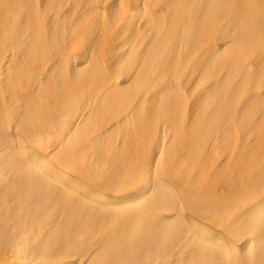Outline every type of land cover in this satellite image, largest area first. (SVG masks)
<instances>
[{
  "label": "bare ground",
  "instance_id": "obj_1",
  "mask_svg": "<svg viewBox=\"0 0 264 264\" xmlns=\"http://www.w3.org/2000/svg\"><path fill=\"white\" fill-rule=\"evenodd\" d=\"M0 264H264V0H0Z\"/></svg>",
  "mask_w": 264,
  "mask_h": 264
}]
</instances>
